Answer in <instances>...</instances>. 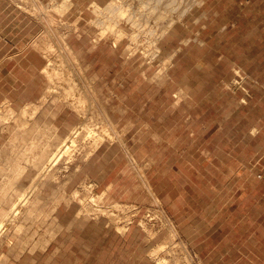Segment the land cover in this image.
Masks as SVG:
<instances>
[{"label": "rangeland", "instance_id": "obj_1", "mask_svg": "<svg viewBox=\"0 0 264 264\" xmlns=\"http://www.w3.org/2000/svg\"><path fill=\"white\" fill-rule=\"evenodd\" d=\"M175 1L0 0V264H71L87 221L96 264H203L193 213L264 185V0Z\"/></svg>", "mask_w": 264, "mask_h": 264}, {"label": "crops", "instance_id": "obj_2", "mask_svg": "<svg viewBox=\"0 0 264 264\" xmlns=\"http://www.w3.org/2000/svg\"><path fill=\"white\" fill-rule=\"evenodd\" d=\"M75 1L79 8L90 4L105 6L110 0ZM201 45L207 46L208 42L202 41ZM233 177H237L235 185L220 189L230 195L226 202V197L218 200L214 198L206 205L205 210L193 213L199 222L205 224V230L201 227L194 238H184V242L189 245L198 243L197 255L203 264H264V185H252L251 175L234 174L231 179ZM189 211L192 212L191 207ZM78 227L80 233L77 236L72 235L78 241V251L75 252L76 259L73 258L71 264H96L94 223L80 222ZM83 231H87L89 235L85 237ZM108 237L119 244L125 239L112 231ZM83 246H86L87 251L85 257L81 252ZM114 249L113 247L112 250ZM59 259L60 264H68L66 257L59 258L57 255L56 261ZM120 260L121 255L113 258L114 264H120Z\"/></svg>", "mask_w": 264, "mask_h": 264}, {"label": "bare ground", "instance_id": "obj_3", "mask_svg": "<svg viewBox=\"0 0 264 264\" xmlns=\"http://www.w3.org/2000/svg\"><path fill=\"white\" fill-rule=\"evenodd\" d=\"M155 3V2H154ZM176 3V1L175 0H166V1H163V0H156V5H154L153 6V9H154V11H158V10H161V12H163V14L165 13L164 11H167V10H169V9H171V7H173V5ZM178 3V2H177ZM183 4H184V2H183ZM151 5V4H150ZM147 6V5H146ZM145 8V7H144ZM173 8H175V7H173ZM147 9V8H146ZM176 9V8H175ZM109 10H110V12H118L120 15H125V12H129V10H126V9H124V7L122 6V3H118L117 1L116 2H113L111 5H110V7H109ZM149 11H150V9H149ZM170 11V10H169ZM142 12V11H141ZM146 12V11H145ZM151 12V11H150ZM152 12H153V10H152ZM155 13V12H154ZM133 15H134V13H132ZM132 14L130 15V16H132ZM151 14H153V13H151ZM166 14V13H165ZM126 16H128L127 14H126ZM129 16V17H130ZM152 16V15H151ZM167 16V15H166ZM157 17H158V15H157ZM156 17V18H157ZM165 17V16H164ZM171 17V16H170ZM124 18V17H123ZM159 18H161V17H159ZM158 18V19H159ZM166 18V17H165ZM168 18V17H167ZM131 18H129V20H130ZM132 19H133V17H132ZM149 19V18H148ZM147 19V20H148ZM162 19V18H161ZM169 19V18H168ZM163 20V19H162ZM165 20V19H164ZM113 21V20H112ZM134 21H135V19H134ZM159 21V20H158ZM161 21V20H160ZM115 22V21H114ZM171 23V22H170ZM168 24V25H166L164 28H167L168 29V26L170 27V25H172V23H174L173 21H172V23L171 24ZM135 26H137V25H135ZM111 27V26H110ZM113 29V28H112ZM108 30H109V27H108ZM163 30V29H162ZM168 31V30H167ZM106 32V31H105ZM154 32V31H153ZM27 107H29V106H27ZM12 109V108H11ZM14 111V110H13ZM23 111V110H22ZM26 111V110H25ZM24 112V111H23ZM2 113V112H1ZM17 113V112H16ZM25 114H26V112H24ZM16 115V114H15ZM12 116V115H11ZM22 116H23V114H22ZM25 122V121H24ZM24 122H23V125H24ZM26 123V122H25ZM21 124H22V121H21ZM88 126V125H87ZM82 127H83V125H82ZM85 128H86V126H85ZM88 128H89V126H88ZM90 130V129H89ZM77 131H78V129H77ZM102 131H103V129H102ZM76 132V131H75ZM87 133H89V132H87ZM79 134V133H78ZM102 134H105L106 135V133H102ZM98 135V134H97ZM110 136V135H109ZM74 137V136H73ZM111 137H113V136H111ZM97 138H98V136H97ZM100 138V137H99ZM102 138V137H101ZM110 138V137H109ZM96 139V138H95ZM103 139V138H102ZM100 140V139H99ZM104 140V139H103ZM30 141H32L31 139H30ZM71 141V140H70ZM94 142V141H93ZM95 142H97V140L95 141ZM94 142V143H95ZM101 142H104V141H102L101 140ZM33 144V143H32ZM62 144V143H61ZM72 144V143H71ZM75 144V143H74ZM26 145H27V143H26ZM25 145V146H26ZM60 147V146H59ZM75 147V146H74ZM94 147V146H93ZM95 148H97L96 146H95ZM26 150V149H25ZM34 150H35V148H34ZM33 150V151H34ZM44 150V149H43ZM68 150H69V148H68V146H67V144H64V145H62L59 149H57V152H55V153H53L51 156H49L48 158H47V160L45 161V162H42V160H41V164H40V170L41 171H39V172H41V176L40 177H42L43 176V174H47L48 172H49V169H50V167L53 165V164H55V163H57L59 160H60V157H61V155H62V153H64V152H67L68 153ZM76 150V149H75ZM21 151V150H20ZM33 151H32V154H33ZM22 152V151H21ZM72 152V151H71ZM36 156V155H35ZM40 161V160H39ZM39 166V165H38ZM35 167H36V165H35ZM53 167V166H52ZM18 169V168H17ZM51 170V169H50ZM13 171V170H12ZM38 175V174H37ZM36 175V176H37ZM46 176V175H45ZM17 177H18V175H17ZM36 178V177H35ZM35 180V179H34ZM2 182V181H1ZM12 183V182H11ZM10 183V184H11ZM9 184V185H10ZM33 188V187H32ZM4 189V188H3ZM31 189V188H30ZM29 189V191H31ZM34 189V188H33ZM2 192V191H1ZM32 192H33V190H32ZM23 193V192H22ZM22 193H21V196H22ZM30 194V193H29ZM21 196H20V199H22L21 198ZM24 196H25V192H24ZM28 196V195H27ZM17 198V197H16ZM23 199H26V197L25 198H23ZM30 200H28V202H29ZM19 202V201H18ZM26 202V201H25ZM23 203V202H22ZM18 204H20L21 205V203L19 202ZM19 206V205H18ZM21 207V206H20ZM12 209H14V210H12ZM11 209V211H15V208H12ZM16 210H17V208H16ZM27 210V209H26ZM26 212V211H25ZM11 213V212H10ZM15 213V212H14ZM27 214V213H26ZM6 216V215H5ZM12 216H13V214H12ZM4 218V217H3ZM12 218V217H11ZM5 219H7V218H5ZM14 220V219H13ZM16 220V219H15ZM7 221V220H6ZM9 222V221H8ZM11 222V221H10ZM2 223H3V220H2ZM2 223L0 224V225H2ZM5 223V222H4ZM13 223V222H12ZM4 225V224H3ZM9 226V225H8ZM14 226V225H13ZM1 228V227H0ZM18 228V227H17ZM23 228V227H22ZM1 231H0V234H1V232H2V229H0ZM9 230V229H8ZM6 236H7V234H6ZM3 241V240H2Z\"/></svg>", "mask_w": 264, "mask_h": 264}, {"label": "built area", "instance_id": "obj_4", "mask_svg": "<svg viewBox=\"0 0 264 264\" xmlns=\"http://www.w3.org/2000/svg\"><path fill=\"white\" fill-rule=\"evenodd\" d=\"M259 179H261V180L264 181V174H261V175L259 176Z\"/></svg>", "mask_w": 264, "mask_h": 264}]
</instances>
